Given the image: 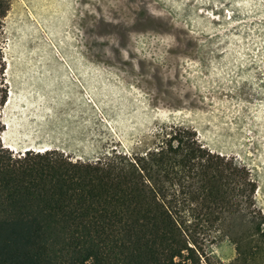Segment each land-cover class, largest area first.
Listing matches in <instances>:
<instances>
[{
  "label": "rangeland",
  "instance_id": "1",
  "mask_svg": "<svg viewBox=\"0 0 264 264\" xmlns=\"http://www.w3.org/2000/svg\"><path fill=\"white\" fill-rule=\"evenodd\" d=\"M0 50L14 156L92 162L183 126L246 167L264 218V0H10Z\"/></svg>",
  "mask_w": 264,
  "mask_h": 264
},
{
  "label": "trees",
  "instance_id": "2",
  "mask_svg": "<svg viewBox=\"0 0 264 264\" xmlns=\"http://www.w3.org/2000/svg\"><path fill=\"white\" fill-rule=\"evenodd\" d=\"M10 0H0V26ZM0 50V109L7 100ZM0 122V264H264V218L245 166L172 125L151 148L92 162L56 150L14 156ZM223 264V263H220Z\"/></svg>",
  "mask_w": 264,
  "mask_h": 264
}]
</instances>
